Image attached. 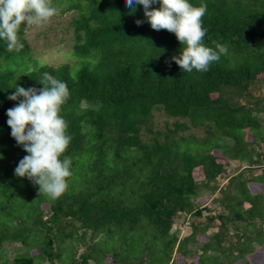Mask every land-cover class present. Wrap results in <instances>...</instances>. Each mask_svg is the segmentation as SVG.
Returning <instances> with one entry per match:
<instances>
[{
    "label": "trees",
    "instance_id": "obj_1",
    "mask_svg": "<svg viewBox=\"0 0 264 264\" xmlns=\"http://www.w3.org/2000/svg\"><path fill=\"white\" fill-rule=\"evenodd\" d=\"M189 2L207 5L205 45L228 49L203 73L184 72L171 59L181 48L175 35L153 30L143 6L131 11L125 0H52L58 15L74 13L71 63L54 67L38 61L24 37L25 25L19 32L21 51L8 52L0 40V264H6L2 244L28 233L43 238V264H89L94 258L88 250L76 252L87 233L90 239L118 233L127 250L135 248L137 264H159L164 258L163 264H176L187 256L195 258L192 264H251L254 248L264 247V98L254 100L250 93L264 81V0ZM158 8L157 2L149 10ZM44 72L69 90L60 115L71 136L63 154L71 159V176L66 191L54 200L39 194V186L26 177L14 175L27 153L11 137L6 115L19 103L8 99L15 86L40 89L37 80ZM154 112L187 123L175 122L162 141L151 137L146 142L142 131L152 132ZM189 126L204 128L205 135L179 137L178 130ZM220 156L255 165L258 172L249 169L250 178L243 172L230 180L233 195L219 201L229 214L208 217L204 227L193 225L189 236L177 240L170 232L174 217L202 215L194 206L199 186L193 172L200 171L205 184L214 182L224 171ZM19 197L27 212L23 219L10 208V199ZM30 217L31 225L25 226ZM215 220L216 232L207 235ZM228 226L236 239L224 248L220 240L228 237ZM9 227L16 231L8 232ZM190 242L200 243V254L188 250ZM62 249L69 250V258L62 257ZM25 254L10 264H35L34 256ZM117 255L106 263L132 264Z\"/></svg>",
    "mask_w": 264,
    "mask_h": 264
},
{
    "label": "clouds",
    "instance_id": "obj_2",
    "mask_svg": "<svg viewBox=\"0 0 264 264\" xmlns=\"http://www.w3.org/2000/svg\"><path fill=\"white\" fill-rule=\"evenodd\" d=\"M157 2L159 8L149 10ZM125 4L131 11L136 4L143 6L144 16L153 30H166L175 35L181 48L179 55L171 59L184 72H207L222 55L228 54L225 45L217 43L213 48L204 43L206 4L194 6L189 0H125ZM58 13L52 0H0V40L8 52H19L24 47L19 37L21 25L43 26ZM136 23L139 25L142 21ZM37 82L43 87L24 88L17 84L8 96L9 100H19V103L7 110V125L11 137L27 153L14 175L26 177L39 186V194L54 200L66 191L67 179L71 176V159L63 155L71 136L67 134V122L60 115L69 90L65 82L47 72Z\"/></svg>",
    "mask_w": 264,
    "mask_h": 264
},
{
    "label": "rangeland",
    "instance_id": "obj_3",
    "mask_svg": "<svg viewBox=\"0 0 264 264\" xmlns=\"http://www.w3.org/2000/svg\"><path fill=\"white\" fill-rule=\"evenodd\" d=\"M74 16V13H67L66 15H56L50 19L48 23L43 26H25L24 37L27 40L31 53L35 58L42 62V64H47L50 66H59L65 63H71L74 61V58H71L69 55L72 52L73 45V27L71 26V20ZM250 93L254 100L264 98V81L257 82L250 88ZM175 122L180 124H186V120H176L174 118L167 117L162 112H154L152 116V121L150 122L149 128L152 131L151 133L147 131H142V140L148 141L151 137H157L158 140H163V135L168 134L169 131L174 129ZM161 132V135L158 134ZM178 136L187 138L189 136H194L196 138H201L205 135L204 128H180L178 130ZM261 151V150H259ZM218 162L223 165L224 171L221 173L214 182H210L209 184H205V181L202 179V175L200 171L195 170L194 180L197 181V185L199 186V192L194 200L195 208L201 210V217L193 216L188 213H179L177 214L172 223L171 234L177 237V240H182L183 238L189 236L192 233L193 225H200L202 227L205 226V221L208 217L216 218L218 214H229L230 209H224L225 204L219 203V201L225 200L227 196L231 197L233 195L234 187H229L230 180L235 176L243 173V178H250L251 175H248L247 171L251 169V171L255 173L258 172V167L255 165L249 166L247 162H236L233 160H228L224 157L220 156ZM250 191L252 187L249 186ZM13 204V207H10L14 217L24 218V208L19 204L22 201V198L18 199H10ZM36 206L37 202H33ZM46 204V200L42 202ZM47 206H44V209H47ZM32 209L31 215H34V210ZM47 214H45V218H47ZM31 220L25 223V226L31 225ZM9 225H11V220H7ZM254 223L259 224L257 220H254ZM32 225L31 227H33ZM214 229H207V235H213L216 232L217 226H219V222L215 220L212 225ZM34 228V227H33ZM262 231L264 233V225L261 226ZM229 235L228 237L221 238L220 245L224 248H228L230 244L235 241V236L232 235L233 231L231 226H228ZM8 232H15L16 228L9 227L7 229ZM82 229H77V235L82 233ZM29 234V233H28ZM19 236L17 239H10L11 241H5L2 246L6 250V254H2V260L5 261L6 264H10L11 260L14 256L24 253L25 255L34 256L35 264H43L39 259V254L41 250V245L43 238L40 235L31 233L30 235ZM90 233H87L86 239H84L85 245L83 247L76 248L77 256L84 250H88L90 256L92 255L94 259L89 261V264H94V262L98 264H108L106 263V259L113 258V253L115 251L118 252L119 259L123 261L129 260L132 264H137L138 262L137 253L134 250L135 248H128L127 244L123 243L122 236L118 233L113 234H98L97 236H93L92 239L89 238ZM198 241L204 242L206 239L202 236L197 237ZM13 240V243H11ZM19 242H24L23 246H20ZM70 240H68L64 246H66ZM15 243H18L15 245ZM200 243L198 242H190L187 244V248L189 251L193 253L200 254ZM177 247V246H176ZM176 247L172 251L171 261L175 256ZM52 249L57 251L56 244L52 245ZM255 250L251 255H249L248 259L252 260L251 264H264V247H255ZM62 257L69 258V250H59ZM131 259V260H130ZM194 259L191 256H187L186 258H179V262L176 264H192L194 263ZM170 261V262H171ZM1 262V261H0ZM165 263V258L159 262V264ZM45 264H48L45 262ZM118 264V263H117ZM170 264V263H169Z\"/></svg>",
    "mask_w": 264,
    "mask_h": 264
}]
</instances>
